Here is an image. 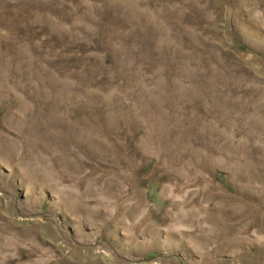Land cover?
Segmentation results:
<instances>
[{"label":"rangeland","instance_id":"rangeland-1","mask_svg":"<svg viewBox=\"0 0 264 264\" xmlns=\"http://www.w3.org/2000/svg\"><path fill=\"white\" fill-rule=\"evenodd\" d=\"M0 264H264V0H0Z\"/></svg>","mask_w":264,"mask_h":264}]
</instances>
